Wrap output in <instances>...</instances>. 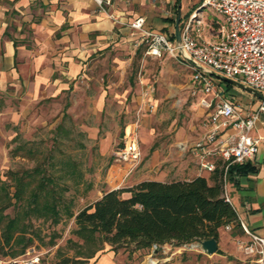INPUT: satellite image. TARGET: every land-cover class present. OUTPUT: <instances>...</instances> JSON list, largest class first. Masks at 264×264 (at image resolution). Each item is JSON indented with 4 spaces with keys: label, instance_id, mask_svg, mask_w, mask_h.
Instances as JSON below:
<instances>
[{
    "label": "rangeland",
    "instance_id": "obj_1",
    "mask_svg": "<svg viewBox=\"0 0 264 264\" xmlns=\"http://www.w3.org/2000/svg\"><path fill=\"white\" fill-rule=\"evenodd\" d=\"M112 3L113 0L104 11ZM181 12L187 17V2ZM202 13L204 24L208 18L218 16L210 8H203ZM109 16L120 22L112 13ZM131 23L123 44L90 57L77 75H59L61 83L45 81L35 88L27 85L22 90H0V180L11 186V191V172L22 173L41 163L59 177L60 184L70 186L64 194L66 200H73L71 207L77 214L100 195L98 189L104 187L112 164H116L114 171L126 173L129 164L119 162L115 152L123 145L129 125L136 129L142 151V160L133 172L145 164H150L156 174L157 169L168 172L182 163H194L191 153L183 154L180 145L191 144L204 135L209 121L199 99L191 92V70L171 54L154 53L142 39V31L133 29ZM144 27L149 26L145 23ZM214 78L223 88L233 85L217 75ZM20 145L23 149L15 154ZM29 149L36 153L35 157L30 156ZM68 157L75 159L83 173L79 183L61 177V161ZM52 162H57V166ZM17 211L11 206L4 214L13 217ZM75 221V216L66 214L59 223L43 217L31 219L30 233L35 235V241L29 248L35 249L32 255H41L39 264H94L98 254L110 251L115 252L116 264H149L152 259L156 264H257L258 255L247 253L239 242L238 252L229 254L233 249L229 242L234 239L232 229L227 227L221 229L219 249L213 254L191 243H166L153 253L151 248H114L105 242L87 260L84 240L74 233ZM2 226L0 222V233ZM239 235L249 236L246 232ZM152 253L154 257L149 258ZM0 255L12 256L2 252Z\"/></svg>",
    "mask_w": 264,
    "mask_h": 264
},
{
    "label": "crops",
    "instance_id": "obj_2",
    "mask_svg": "<svg viewBox=\"0 0 264 264\" xmlns=\"http://www.w3.org/2000/svg\"><path fill=\"white\" fill-rule=\"evenodd\" d=\"M180 1L181 8L187 2L189 11L187 17H183L181 12L182 23L203 0H113L107 11L102 10L95 0H0V90L9 87L22 90L27 85L35 88L45 81L61 83L63 80L59 75L66 78L77 75L90 57L111 46L123 44L131 30L128 23L139 17L145 18L148 29L164 32L173 40ZM202 10V25L195 28V35L219 39L221 17L208 18L204 24ZM223 89L246 113L254 112L262 105L263 99L245 88L233 84ZM252 134L264 137V113ZM194 142L180 145L182 153L189 151ZM192 160L193 164L182 163L168 171L172 173L157 169L154 174L152 166L145 164L125 179L120 171H114L116 164H112L104 179L105 185L98 189L100 195L95 200L103 195L104 190L132 187L147 179L164 182L190 180L200 175L196 159L193 157ZM247 163L255 170L245 175L227 176L228 191L240 217L253 232L264 238V138L256 157ZM231 237L234 239L229 242L230 247L233 246L229 252L231 255L238 252L241 238L244 241L250 239V236L234 234L233 230ZM114 256L112 251L98 254L94 262L116 264Z\"/></svg>",
    "mask_w": 264,
    "mask_h": 264
},
{
    "label": "trees",
    "instance_id": "obj_3",
    "mask_svg": "<svg viewBox=\"0 0 264 264\" xmlns=\"http://www.w3.org/2000/svg\"><path fill=\"white\" fill-rule=\"evenodd\" d=\"M19 149L23 146H18L15 154ZM28 153L35 157L32 149ZM61 164V177L71 178L75 183L83 179L75 159L68 157ZM52 165L57 166V162ZM252 170L255 169L250 163L233 164L227 176L245 175ZM10 174L14 191L0 180V222L3 223L0 252L13 257L26 253L34 243L35 235L30 233L33 217L59 223L63 214L75 216L74 233L84 240L87 260L105 242L114 248L133 245L135 249H143L154 244L181 246L197 239L218 240L221 229L228 224H232L234 234L245 232L237 210L224 197L225 169L220 164L209 176L171 182L147 179L132 187L104 190L100 198L77 214L71 207L73 200H66L64 194L70 186L60 184L59 177L49 173L41 163L22 173ZM11 206L18 208L13 217L4 214ZM5 247L10 250L5 251Z\"/></svg>",
    "mask_w": 264,
    "mask_h": 264
},
{
    "label": "built area",
    "instance_id": "obj_4",
    "mask_svg": "<svg viewBox=\"0 0 264 264\" xmlns=\"http://www.w3.org/2000/svg\"><path fill=\"white\" fill-rule=\"evenodd\" d=\"M95 1L103 10L111 3V0ZM203 8H210L221 17L219 39L195 35V28L201 24ZM144 25V17L131 23L133 29L142 31V39L149 43L154 53L161 55L167 51L192 71L191 92L198 97L199 105L207 110L209 125L189 151L197 161L200 175L211 174L219 164L224 167V197L233 204L228 191L227 170L230 165L247 163L259 152L264 137L255 136L252 132L264 113V100L258 110L244 112L216 83L214 75L201 67L236 79L264 94V0H203L182 22L181 44L177 43L176 37L172 40L166 33L147 29ZM150 107L154 109L153 104ZM115 155L119 162L129 164L124 179L140 164L142 151L136 129L131 125L127 126L124 143ZM238 216L244 231L250 236L248 241L239 243L247 253L258 255L259 264H264V238L253 232ZM226 227L232 229V224ZM202 240L190 243L193 247L202 248ZM159 248L154 244L151 250L154 253ZM32 250L35 251L29 248L26 253L14 257L3 258L0 255V264H39L41 255H32ZM153 253L149 258L154 257ZM152 262L157 263L153 259Z\"/></svg>",
    "mask_w": 264,
    "mask_h": 264
},
{
    "label": "water",
    "instance_id": "obj_5",
    "mask_svg": "<svg viewBox=\"0 0 264 264\" xmlns=\"http://www.w3.org/2000/svg\"><path fill=\"white\" fill-rule=\"evenodd\" d=\"M181 1L179 2V14L176 20V32H175V36H176V41L178 44H181L182 40H181V27H182V23H181ZM203 70L208 71L209 73H211L212 75H217L219 78H221L222 80L226 81L227 83H232L235 84L237 86H240L242 88H245L249 91H251L252 93H254L256 96H258L259 98L264 100V94L261 93L260 91L256 90L255 88L246 85L236 79H232L229 77H226L224 75H222L221 73L212 71V70H208L204 67H201ZM201 246L202 249L207 253V254H213L216 253L219 249V242L216 238H209V239H204L201 242ZM158 251V249H157ZM155 251V253L157 252Z\"/></svg>",
    "mask_w": 264,
    "mask_h": 264
},
{
    "label": "bare ground",
    "instance_id": "obj_6",
    "mask_svg": "<svg viewBox=\"0 0 264 264\" xmlns=\"http://www.w3.org/2000/svg\"><path fill=\"white\" fill-rule=\"evenodd\" d=\"M151 264H154V262H151Z\"/></svg>",
    "mask_w": 264,
    "mask_h": 264
}]
</instances>
